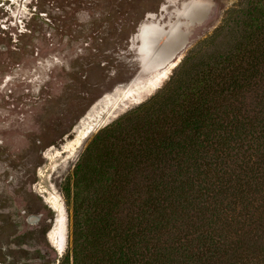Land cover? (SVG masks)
I'll return each instance as SVG.
<instances>
[{
  "label": "trees",
  "instance_id": "1",
  "mask_svg": "<svg viewBox=\"0 0 264 264\" xmlns=\"http://www.w3.org/2000/svg\"><path fill=\"white\" fill-rule=\"evenodd\" d=\"M230 19L169 95L85 148L66 264H264V0Z\"/></svg>",
  "mask_w": 264,
  "mask_h": 264
},
{
  "label": "rangeland",
  "instance_id": "2",
  "mask_svg": "<svg viewBox=\"0 0 264 264\" xmlns=\"http://www.w3.org/2000/svg\"><path fill=\"white\" fill-rule=\"evenodd\" d=\"M239 1L0 0V264H66L79 157L105 125L169 95L183 59L193 66L191 51L213 52L230 37ZM198 4L204 17L192 23L184 15ZM173 25L180 31L167 42L158 29ZM182 33L187 44L155 70ZM51 196L60 255L49 240Z\"/></svg>",
  "mask_w": 264,
  "mask_h": 264
},
{
  "label": "bare ground",
  "instance_id": "3",
  "mask_svg": "<svg viewBox=\"0 0 264 264\" xmlns=\"http://www.w3.org/2000/svg\"><path fill=\"white\" fill-rule=\"evenodd\" d=\"M194 13H197V15L195 16V17H191ZM188 20H190V22H197V20H199V19H201V18H203L204 17V11H203V9H202V5H200V4H198V5H194V6H191V7H189V8H187L186 9V13H185V15H184ZM180 26V25H179ZM148 30V29H147ZM159 31L157 32V33H161L160 34V37L161 38H164L165 39V36H163L164 34H167V33H169L170 34V36H171V34L172 33H174V31H180V28L179 27H177V25H173V26H171L170 28H169V30H168V32L167 31H161L160 29H158ZM152 31V30H151ZM167 32V33H166ZM156 33V32H155ZM174 34H176V33H174ZM174 34H172V36L170 37V38H172L173 36H174ZM152 35V34H151ZM157 35V34H156ZM155 35V36H156ZM147 36V35H146ZM154 36V35H153ZM169 37H166V39H167V42L169 41ZM156 39V38H155ZM175 40V39H174ZM170 43V42H169ZM168 43V44H169ZM174 43V42H173ZM178 43V42H177ZM175 44V43H174ZM182 44H184V45H182ZM187 44V40H186V36H185V34H183L182 33V36H181V40L179 41V43H178V45H177V47L173 50L174 52L178 49V50H182L183 48H184V46ZM170 45V44H169ZM182 45V47L181 48H179L180 46ZM161 47L159 46L158 47V49H160ZM150 49H152V48H150ZM173 51H171L167 56H172V55H170V54H172V52ZM179 51V52H180ZM153 52V51H152ZM173 52V53H174ZM178 52V53H179ZM166 58V57H165ZM164 58V59H165ZM152 84H153V82H152ZM149 87V86H148ZM127 89H132V87L131 88H127ZM126 97V96H125ZM117 103V102H116ZM115 103V105H114V108L112 109V111L113 110H115L116 109V106H117V104ZM128 107V106H127ZM111 111V112H112ZM109 117V114L104 118V120H103V122H105L106 121V119ZM108 125V124H107ZM106 126V125H105ZM104 126V127H105ZM103 127V128H104ZM102 129V128H101ZM48 203H49V205L54 209V211L57 213V220H56V223H55V225H54V227L51 229V232H49V240H50V243L53 245V247L56 249V251H57V253H58V255H60L61 253H62V250H61V246H60V244H59V241H58V231H59V229H60V216H61V209H60V202H59V200L58 199H56V198H53L52 196L49 198V200H48Z\"/></svg>",
  "mask_w": 264,
  "mask_h": 264
},
{
  "label": "water",
  "instance_id": "4",
  "mask_svg": "<svg viewBox=\"0 0 264 264\" xmlns=\"http://www.w3.org/2000/svg\"><path fill=\"white\" fill-rule=\"evenodd\" d=\"M202 20V18L201 19H199V20H197V22L199 23L200 21ZM168 32V31H167ZM166 32V33H167ZM163 36H165V38L166 37H169L170 36V34L169 33H167V34H164ZM180 50H178V51H173L172 52V54H170V55H172V56H165L166 58L163 60V64L162 65H160L159 67H157V68H154L155 70H159V69H162L163 67H165L166 65H170V63H171V61H172V59H174V57L178 54V52H179ZM150 52V53H149ZM149 52H147V57H146V59L144 60L145 62H147V64H149V62L147 61V60H149L150 58H152V56L154 55V53L152 52V51H149ZM151 54V57H149V55ZM144 58V57H143ZM141 60H142V57L140 58ZM146 67V66H145ZM124 100V99H123ZM122 100V101H123ZM107 126V125H106Z\"/></svg>",
  "mask_w": 264,
  "mask_h": 264
}]
</instances>
